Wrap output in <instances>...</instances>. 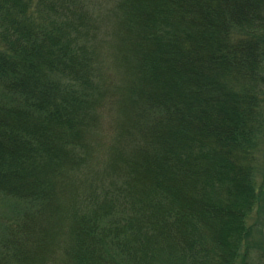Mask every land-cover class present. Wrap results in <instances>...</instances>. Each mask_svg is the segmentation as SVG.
<instances>
[{
  "label": "trees",
  "instance_id": "16d2710c",
  "mask_svg": "<svg viewBox=\"0 0 264 264\" xmlns=\"http://www.w3.org/2000/svg\"><path fill=\"white\" fill-rule=\"evenodd\" d=\"M91 2L0 0V264H264V0Z\"/></svg>",
  "mask_w": 264,
  "mask_h": 264
},
{
  "label": "rangeland",
  "instance_id": "374dc122",
  "mask_svg": "<svg viewBox=\"0 0 264 264\" xmlns=\"http://www.w3.org/2000/svg\"><path fill=\"white\" fill-rule=\"evenodd\" d=\"M92 6L94 8V11L96 14L98 15H103V18L107 15V11L108 13H110L109 10V5L111 3L112 5V0H92ZM110 5V7H111ZM107 19V17H106ZM108 125V122L107 124ZM16 204V205H15ZM18 206V204L14 201L11 202L7 199H3L2 201H0V214L1 215H11L13 214L12 212L16 209V207ZM261 215H263L262 219L259 220V223L262 224L261 227H259V225H257L256 230L258 231L259 229L262 228V230H264V214L261 213ZM260 215V216H261ZM257 214H255V212L253 213L252 218V222L255 221ZM259 232V231H258Z\"/></svg>",
  "mask_w": 264,
  "mask_h": 264
}]
</instances>
